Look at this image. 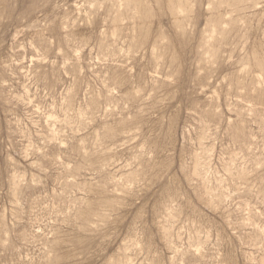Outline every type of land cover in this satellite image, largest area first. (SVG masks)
I'll list each match as a JSON object with an SVG mask.
<instances>
[{
  "label": "rangeland",
  "instance_id": "rangeland-1",
  "mask_svg": "<svg viewBox=\"0 0 264 264\" xmlns=\"http://www.w3.org/2000/svg\"><path fill=\"white\" fill-rule=\"evenodd\" d=\"M0 264H264V0H0Z\"/></svg>",
  "mask_w": 264,
  "mask_h": 264
}]
</instances>
